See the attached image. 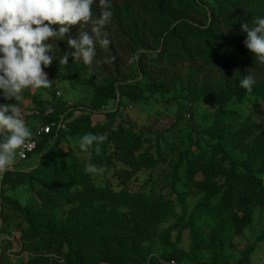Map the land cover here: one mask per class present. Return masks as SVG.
I'll return each instance as SVG.
<instances>
[{
	"label": "rangeland",
	"instance_id": "1",
	"mask_svg": "<svg viewBox=\"0 0 264 264\" xmlns=\"http://www.w3.org/2000/svg\"><path fill=\"white\" fill-rule=\"evenodd\" d=\"M262 4L254 2L250 9L257 10ZM108 10L112 13L110 20L119 21L120 15L126 18L123 10L111 3ZM98 13L97 8L92 6L94 19L99 16ZM58 27L52 25L54 30ZM90 28L91 25L70 26L63 40L46 41L54 44V49L47 53L53 57L49 65L53 74L45 71L53 82L52 87L26 89L20 102L6 100L0 91V105L17 103L26 126L33 134L44 125V117L59 106L58 101L67 103L73 109L74 118L81 115V107L88 109L92 106L97 84L121 78L119 74L130 76L135 72L133 62H129L132 57L117 45L110 33L107 36L110 40L107 51L100 47L93 35L96 56L91 65H85L82 60L74 61L71 55L66 65L61 64L60 58L73 51L67 39L78 37L80 31L90 32ZM151 48L154 50L155 46ZM172 70L167 90L154 94L145 92L138 102L124 100L111 125L104 113L118 109L117 102L109 101L101 107L100 113H92L91 120L97 127V135L107 137L103 144L107 146L112 166L92 162V157L97 155L95 146L88 151L80 149L79 139L87 133L74 136L60 133L51 143L53 145L57 141L56 150L48 152L44 159L39 153L21 161L17 157V162L9 170L28 171L43 161L46 164L52 154L73 153L86 165L91 163L104 169L97 174L91 173L96 185L109 186L120 194L113 200L95 204L110 222L123 220L131 210L143 219L147 217L150 206L163 205L161 227L155 235L141 241L140 253L142 258L146 257L145 264H195L185 256L191 245V229L197 231L202 244L200 257L196 259L198 264H264V208L255 210V219L244 234L226 237L224 248L218 244L223 219L219 189L228 172V168L222 166L220 148L224 147L226 155L238 162H254L256 177L264 185V99L248 95L241 103L232 101L222 106L208 97L199 96L200 88L211 85L219 92L234 90L239 85V79L229 81L224 72L194 60L179 61ZM148 73L156 72L150 68ZM249 75L255 81L264 79V73L258 69L249 70ZM145 82L143 80L142 84L145 85ZM126 137L134 141L130 147ZM189 170L195 173L193 177ZM240 173L244 174V169ZM2 177L0 264H27L30 252L25 246L29 239L26 233L28 221L25 214L4 205L3 200L10 198L18 202L21 207H26L30 216L32 213L40 214V189L36 187L34 190L25 182L4 187ZM201 181L204 186H200ZM4 206L9 223L5 226ZM65 213L66 208L60 205L53 218L62 221ZM167 229L171 230L170 242L163 245L162 237ZM104 232L101 236H109L110 233ZM175 243L184 250L176 251ZM164 252L168 258L162 257ZM99 257L96 251H88L84 254L83 264H110ZM118 257L125 256L121 253ZM142 258L131 256L118 264H138Z\"/></svg>",
	"mask_w": 264,
	"mask_h": 264
},
{
	"label": "trees",
	"instance_id": "2",
	"mask_svg": "<svg viewBox=\"0 0 264 264\" xmlns=\"http://www.w3.org/2000/svg\"><path fill=\"white\" fill-rule=\"evenodd\" d=\"M254 2H263L258 11L250 9ZM110 3L120 7L126 18L120 15L119 21L109 20L104 31L110 33L117 45L131 57L140 54L138 62H133L135 72L130 76L119 74L121 78L115 77L97 84L92 106L88 109L81 107V115L74 118L73 109L67 103L58 101L59 106L44 117V125H51V131L40 137L35 151L42 159L48 152L56 150L57 141L53 145L51 143L60 133L71 136L82 133L97 135L91 115L100 113L107 102L118 103V109L104 113L111 125L124 100L138 102L145 92L154 94L167 90L172 69L179 61H200L204 66L224 72L227 80L232 82L244 79L252 69L264 73V63L256 61L255 54L247 49L244 44L247 33L241 30L243 24L252 27L257 17H264V0H110ZM92 6L97 8L100 16L103 9L99 0H94ZM152 45L155 46L154 50ZM150 68L156 73H148ZM44 71L53 74L49 66ZM143 80L146 81L145 85L142 84ZM248 95L264 99V79L255 81L251 92L239 85L237 89L222 92L206 85L200 88L199 93V96L208 97L222 106L232 101L241 103ZM125 140L129 147L134 144L127 137ZM220 153L223 168L224 165L228 168L225 182L219 189L223 219L218 244L224 248L226 237L244 234L255 219V210L264 208V185L256 177L254 162H238L226 155L224 147L220 148ZM45 162L28 171L8 170L1 180L4 187L25 182L34 190L36 187L40 189V214L32 213L30 216L26 213V207H21L18 202L10 198L3 200L4 205L25 214L28 221L26 233L29 239L25 246L30 252L27 264H83L84 254L92 250L99 254L100 260L110 264H118L131 256L142 258L141 241L155 235L161 227L163 205L150 206L147 217L143 219L131 210L123 220L110 222L101 215V209L95 204L113 200L120 194L109 186L96 185L91 173L85 172L86 163L73 153L62 155L58 152ZM92 162L108 167L113 165L105 144L102 153L92 157ZM243 169L244 174H241L240 170ZM189 174L193 177L195 173L189 170ZM200 186H204L202 181ZM60 205L66 208L62 221L53 218ZM2 212L5 214V206ZM6 215L4 226L5 223L9 224ZM103 231L110 233L109 236H101ZM170 235V229L164 231L163 245H168ZM201 247L200 236L191 229V245L185 253L186 258L198 264L196 259L200 257ZM175 250L184 249L176 244ZM121 253L125 257H118ZM161 255L168 258L165 252ZM145 263L146 257H143L138 264Z\"/></svg>",
	"mask_w": 264,
	"mask_h": 264
},
{
	"label": "clouds",
	"instance_id": "3",
	"mask_svg": "<svg viewBox=\"0 0 264 264\" xmlns=\"http://www.w3.org/2000/svg\"><path fill=\"white\" fill-rule=\"evenodd\" d=\"M93 3L94 0H0V91L6 100L20 102L26 89L52 87L53 82L44 68L52 63L53 57L47 53L54 49V44L46 41L63 40L70 26L91 25V28L90 32L80 31L78 37L67 39L73 51L60 58L61 64L66 65L71 55L74 61L82 60L85 65H91L96 56L93 35L100 47L108 50L110 40L104 28L112 15L108 10L110 0H99L103 10L95 19ZM52 25L59 27L54 30ZM253 25L241 26L247 33L244 44L255 54L256 61L264 63V17H257ZM139 55L135 54L129 62H138ZM254 83V78L249 75L239 81V86L251 92ZM32 135L17 103L0 105V176L13 167L17 157H24L23 149L30 147ZM106 139L105 135L87 133L80 137L79 147L88 151L95 146L99 154ZM103 171L91 163L85 167L86 173Z\"/></svg>",
	"mask_w": 264,
	"mask_h": 264
},
{
	"label": "built area",
	"instance_id": "4",
	"mask_svg": "<svg viewBox=\"0 0 264 264\" xmlns=\"http://www.w3.org/2000/svg\"><path fill=\"white\" fill-rule=\"evenodd\" d=\"M60 94V93H59ZM58 94V95H59ZM51 131V125H42L33 135H32V139L31 141L29 142L30 144V147H27L25 149H23L25 155L23 158H20L18 157L19 161L21 160H25L27 159L29 156H31L32 154L35 153L37 147H38V144H39V140H40V137L43 135V134H47V133H50Z\"/></svg>",
	"mask_w": 264,
	"mask_h": 264
}]
</instances>
